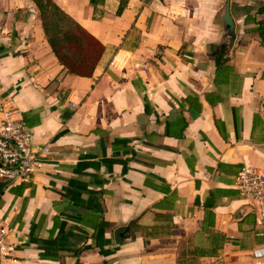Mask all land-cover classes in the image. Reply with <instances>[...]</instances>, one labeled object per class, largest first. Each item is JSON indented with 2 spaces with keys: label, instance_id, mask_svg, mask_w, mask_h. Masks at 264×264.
Returning a JSON list of instances; mask_svg holds the SVG:
<instances>
[{
  "label": "crops",
  "instance_id": "obj_1",
  "mask_svg": "<svg viewBox=\"0 0 264 264\" xmlns=\"http://www.w3.org/2000/svg\"><path fill=\"white\" fill-rule=\"evenodd\" d=\"M53 1L104 51L69 73L35 4L0 0V106L49 147L0 179V264H264L236 179L264 168V0H230L231 45L224 0Z\"/></svg>",
  "mask_w": 264,
  "mask_h": 264
},
{
  "label": "built area",
  "instance_id": "obj_2",
  "mask_svg": "<svg viewBox=\"0 0 264 264\" xmlns=\"http://www.w3.org/2000/svg\"><path fill=\"white\" fill-rule=\"evenodd\" d=\"M0 179L6 184L28 183L43 167L47 145H36L17 109L0 106ZM237 187L253 209L258 224L264 221V168L245 165L237 174ZM10 229L0 221V255L11 250L6 243ZM256 259L264 257V246L253 251ZM261 264V263H257Z\"/></svg>",
  "mask_w": 264,
  "mask_h": 264
},
{
  "label": "trees",
  "instance_id": "obj_3",
  "mask_svg": "<svg viewBox=\"0 0 264 264\" xmlns=\"http://www.w3.org/2000/svg\"><path fill=\"white\" fill-rule=\"evenodd\" d=\"M31 1L40 13L43 32L58 62L69 73L91 76L103 54L104 45L53 0ZM90 2L92 4L94 0ZM127 2L119 1L117 14L122 12ZM220 56L222 54L217 55V58Z\"/></svg>",
  "mask_w": 264,
  "mask_h": 264
},
{
  "label": "water",
  "instance_id": "obj_4",
  "mask_svg": "<svg viewBox=\"0 0 264 264\" xmlns=\"http://www.w3.org/2000/svg\"><path fill=\"white\" fill-rule=\"evenodd\" d=\"M223 28H224V36H227V44H232L234 41L235 36V23L232 18V15L230 13V0H224L223 8L221 10L220 16H219ZM224 41V39H223ZM218 47V44H213L211 46V49H216ZM264 149V145L262 146ZM241 213H237V216ZM130 232V226H125L120 232L119 237L122 239L127 238V234Z\"/></svg>",
  "mask_w": 264,
  "mask_h": 264
},
{
  "label": "rangeland",
  "instance_id": "obj_5",
  "mask_svg": "<svg viewBox=\"0 0 264 264\" xmlns=\"http://www.w3.org/2000/svg\"><path fill=\"white\" fill-rule=\"evenodd\" d=\"M198 264H201V262H199Z\"/></svg>",
  "mask_w": 264,
  "mask_h": 264
}]
</instances>
